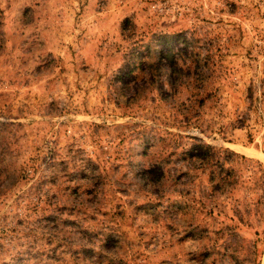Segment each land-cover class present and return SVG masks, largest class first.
<instances>
[{
  "label": "rangeland",
  "instance_id": "obj_1",
  "mask_svg": "<svg viewBox=\"0 0 264 264\" xmlns=\"http://www.w3.org/2000/svg\"><path fill=\"white\" fill-rule=\"evenodd\" d=\"M253 246L264 264V0H0V264Z\"/></svg>",
  "mask_w": 264,
  "mask_h": 264
},
{
  "label": "trees",
  "instance_id": "obj_2",
  "mask_svg": "<svg viewBox=\"0 0 264 264\" xmlns=\"http://www.w3.org/2000/svg\"><path fill=\"white\" fill-rule=\"evenodd\" d=\"M165 42H167V41H165ZM169 53H171V51H170V49L169 50H167ZM202 149H205V150H207V151H211V150H213V148L212 147H209V146H205V147H202ZM260 173V172H259ZM220 179V180H219ZM217 180H219L221 183H224L225 184V181L227 182V178H225V177H222V178H218L217 177ZM253 242H255V241H253ZM254 245V244H253ZM238 247V250L241 248V246L240 245H238L237 246ZM252 253H253V259H252V262H253V264H257V259L255 260L254 258H255V247L253 246L252 247V251H251Z\"/></svg>",
  "mask_w": 264,
  "mask_h": 264
}]
</instances>
